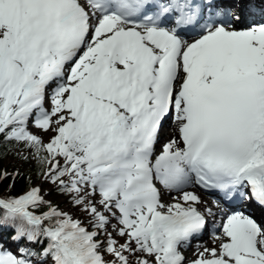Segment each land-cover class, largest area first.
Wrapping results in <instances>:
<instances>
[{
  "label": "snow or ice",
  "instance_id": "6c2138e0",
  "mask_svg": "<svg viewBox=\"0 0 264 264\" xmlns=\"http://www.w3.org/2000/svg\"><path fill=\"white\" fill-rule=\"evenodd\" d=\"M0 264H264V0H0Z\"/></svg>",
  "mask_w": 264,
  "mask_h": 264
},
{
  "label": "bare ground",
  "instance_id": "6f19581e",
  "mask_svg": "<svg viewBox=\"0 0 264 264\" xmlns=\"http://www.w3.org/2000/svg\"><path fill=\"white\" fill-rule=\"evenodd\" d=\"M170 125H171V124H170ZM167 133H168V135L166 136V139H167V138H170L171 135L175 134V133H174V126H173V125L170 126V128L167 129ZM201 195H202L203 198H205V199H211V197L206 196V195H204L203 193H201ZM208 197H209V198H208ZM165 200H166V201L170 200V197H165ZM201 242H202V243H206L208 246H212V245H211V238L209 239L208 236H206V237L204 238V241H201ZM194 258H195V256H194V252H192V254H191V258H189V259H194Z\"/></svg>",
  "mask_w": 264,
  "mask_h": 264
},
{
  "label": "trees",
  "instance_id": "16d2710c",
  "mask_svg": "<svg viewBox=\"0 0 264 264\" xmlns=\"http://www.w3.org/2000/svg\"><path fill=\"white\" fill-rule=\"evenodd\" d=\"M3 163H4L5 166H9L8 163H7V160H5ZM9 167H10V166H9ZM3 190H4V191H7V190H8V188H7V184H5V185L3 186ZM23 190H24V185H19V186H16L15 188L12 189V191H13L14 194H19V193H21Z\"/></svg>",
  "mask_w": 264,
  "mask_h": 264
},
{
  "label": "rangeland",
  "instance_id": "374dc122",
  "mask_svg": "<svg viewBox=\"0 0 264 264\" xmlns=\"http://www.w3.org/2000/svg\"><path fill=\"white\" fill-rule=\"evenodd\" d=\"M170 124H171V122H169L168 128H170V126H172V124H171V125H170ZM168 128H167V129H168ZM44 139H45V141H47L48 137L45 136ZM7 163H8V165L11 167V161L7 160ZM208 198H209V197H208ZM192 252H193L192 249H191V250H185V255H186V257L191 258V254H192Z\"/></svg>",
  "mask_w": 264,
  "mask_h": 264
}]
</instances>
